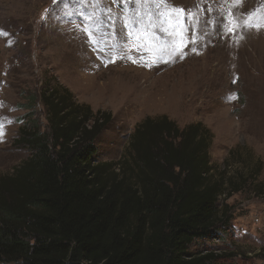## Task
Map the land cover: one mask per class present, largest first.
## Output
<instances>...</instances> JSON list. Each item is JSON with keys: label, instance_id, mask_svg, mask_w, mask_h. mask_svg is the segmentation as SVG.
I'll use <instances>...</instances> for the list:
<instances>
[{"label": "rangeland", "instance_id": "obj_1", "mask_svg": "<svg viewBox=\"0 0 264 264\" xmlns=\"http://www.w3.org/2000/svg\"><path fill=\"white\" fill-rule=\"evenodd\" d=\"M173 6L185 10L179 19ZM0 33V176L28 155L14 144L27 114L45 129L40 91L48 84L111 113L95 143L102 163L124 154L148 116L179 127L202 122L216 176L245 175L240 160L224 162L236 146L262 164L256 179L220 196L229 227L188 253L264 264V0H0Z\"/></svg>", "mask_w": 264, "mask_h": 264}, {"label": "trees", "instance_id": "obj_2", "mask_svg": "<svg viewBox=\"0 0 264 264\" xmlns=\"http://www.w3.org/2000/svg\"><path fill=\"white\" fill-rule=\"evenodd\" d=\"M40 102L45 129L27 114L14 144L28 155L0 176V264H212L189 245L229 227L219 198L256 179L260 160L236 146L224 162L240 160L245 175L216 176L210 129L161 115L139 122L124 154L102 163L95 143L110 112L58 84L46 85Z\"/></svg>", "mask_w": 264, "mask_h": 264}, {"label": "snow or ice", "instance_id": "obj_3", "mask_svg": "<svg viewBox=\"0 0 264 264\" xmlns=\"http://www.w3.org/2000/svg\"><path fill=\"white\" fill-rule=\"evenodd\" d=\"M54 2H55V0H54ZM127 2H132V0H127ZM135 2H137V3H148V2L160 3V2H166V0H135ZM235 2L237 4H239L242 2V0H235ZM172 11L175 12L177 19H179L185 10L184 9H178V8H175V6H173ZM251 15H253V14H250V16ZM254 26L258 27L259 25H254ZM229 31H231V29H229ZM0 34H3V33H0ZM0 127H2V125H0Z\"/></svg>", "mask_w": 264, "mask_h": 264}]
</instances>
